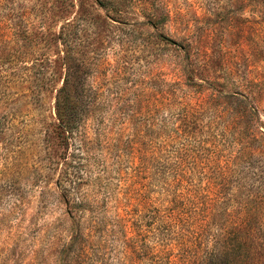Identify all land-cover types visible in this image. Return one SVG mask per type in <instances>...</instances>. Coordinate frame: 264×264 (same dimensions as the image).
Masks as SVG:
<instances>
[{
	"label": "rangeland",
	"instance_id": "374dc122",
	"mask_svg": "<svg viewBox=\"0 0 264 264\" xmlns=\"http://www.w3.org/2000/svg\"><path fill=\"white\" fill-rule=\"evenodd\" d=\"M0 264H264V0H0Z\"/></svg>",
	"mask_w": 264,
	"mask_h": 264
},
{
	"label": "trees",
	"instance_id": "16d2710c",
	"mask_svg": "<svg viewBox=\"0 0 264 264\" xmlns=\"http://www.w3.org/2000/svg\"><path fill=\"white\" fill-rule=\"evenodd\" d=\"M64 106H67V107H64ZM66 108H68V104L67 103H64V100L62 101V98H57V101H56V113H57V118H58V120L64 125V127H67L68 128V126H70V122L68 121V119H67V115H66ZM64 131V136H63V138H62V140H61V145H63V146H68V137H67V135L65 134V131H66V129H64L63 130ZM174 177H175V179H176V182H179L180 181V179H178L177 177H176V175L174 174ZM178 195H175V197L173 198L174 200H176V197H177ZM175 202V201H174ZM176 207V205H174L173 206V208H175ZM173 208H171V209H173ZM171 209H170V211H169V215L170 214H172V211H171ZM179 222V221H178ZM226 241L227 240H225L224 238H223V242H224V244L226 243Z\"/></svg>",
	"mask_w": 264,
	"mask_h": 264
}]
</instances>
